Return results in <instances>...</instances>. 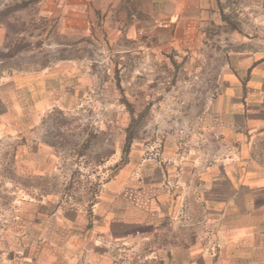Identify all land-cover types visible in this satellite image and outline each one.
I'll return each mask as SVG.
<instances>
[{
  "label": "crops",
  "instance_id": "1",
  "mask_svg": "<svg viewBox=\"0 0 264 264\" xmlns=\"http://www.w3.org/2000/svg\"><path fill=\"white\" fill-rule=\"evenodd\" d=\"M83 1L75 12H90ZM141 3L144 13L172 19L173 39L183 43L196 41L214 0ZM79 13L74 15L83 22ZM135 25L132 20L129 38ZM241 39L264 42L257 30ZM260 44L225 58L221 91L201 114L198 136L155 152L133 146L92 212H61L55 209V194L37 193L31 209L16 216L15 231L26 230L30 238L16 242L15 264H264ZM50 68L0 72V149L6 140L20 143L16 169L34 175L55 168L52 150L37 140L40 119L57 102L56 85L70 87L66 79L57 82L61 77ZM64 99L57 103L63 105ZM41 204L49 209H40Z\"/></svg>",
  "mask_w": 264,
  "mask_h": 264
},
{
  "label": "rangeland",
  "instance_id": "2",
  "mask_svg": "<svg viewBox=\"0 0 264 264\" xmlns=\"http://www.w3.org/2000/svg\"><path fill=\"white\" fill-rule=\"evenodd\" d=\"M24 1L29 0H0V72L47 66L61 77L57 82L66 79L70 87L56 85L54 99L64 97V104L55 102L40 119L37 140L52 150L54 169L42 175L17 170L20 143L1 145L0 264H15L16 242L30 238L23 229L17 234L15 220L31 209V199L52 193L56 210L93 211L126 162L133 119L128 104L136 115L149 112L131 148L155 152L191 140L198 136L201 114L221 91L225 58L260 44L241 36L257 30L264 37V0H214L215 10L210 3L196 41L183 43L173 39L176 27L167 15L142 11L141 2L150 0H84L90 12L82 13L74 10L82 0L19 7Z\"/></svg>",
  "mask_w": 264,
  "mask_h": 264
},
{
  "label": "trees",
  "instance_id": "3",
  "mask_svg": "<svg viewBox=\"0 0 264 264\" xmlns=\"http://www.w3.org/2000/svg\"><path fill=\"white\" fill-rule=\"evenodd\" d=\"M42 0H29L24 1L22 3L21 8L27 7L28 5H31L33 2H40ZM128 108L130 109L131 114L133 115V119L130 122V125L127 128L128 135L126 139V147H125V154H128L131 150V145L134 141L139 139L140 131L143 129L145 124L147 123V116L149 114L148 111H143L142 113H139L138 115L135 114V108L128 104Z\"/></svg>",
  "mask_w": 264,
  "mask_h": 264
},
{
  "label": "built area",
  "instance_id": "4",
  "mask_svg": "<svg viewBox=\"0 0 264 264\" xmlns=\"http://www.w3.org/2000/svg\"><path fill=\"white\" fill-rule=\"evenodd\" d=\"M160 26L162 27V24Z\"/></svg>",
  "mask_w": 264,
  "mask_h": 264
}]
</instances>
